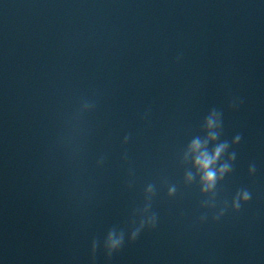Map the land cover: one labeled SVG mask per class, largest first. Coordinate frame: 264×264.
I'll return each instance as SVG.
<instances>
[{"label": "water", "instance_id": "obj_1", "mask_svg": "<svg viewBox=\"0 0 264 264\" xmlns=\"http://www.w3.org/2000/svg\"><path fill=\"white\" fill-rule=\"evenodd\" d=\"M193 0H0V264H172Z\"/></svg>", "mask_w": 264, "mask_h": 264}, {"label": "clouds", "instance_id": "obj_2", "mask_svg": "<svg viewBox=\"0 0 264 264\" xmlns=\"http://www.w3.org/2000/svg\"><path fill=\"white\" fill-rule=\"evenodd\" d=\"M209 125H211L212 121L209 120ZM223 145L220 147H217L213 154L209 156L206 152L200 151L199 154L195 157L194 163L198 165V167L203 171V175L201 179L205 182L206 187H211L213 181H214V173L212 170H210V165L213 164L215 161L217 155L221 151ZM191 148L193 151H196L200 148V144L198 141L194 140L191 144Z\"/></svg>", "mask_w": 264, "mask_h": 264}]
</instances>
